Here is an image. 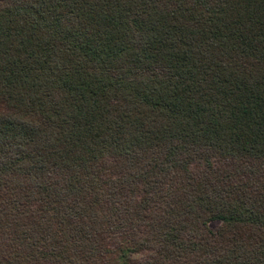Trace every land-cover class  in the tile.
<instances>
[{"label":"trees","instance_id":"trees-1","mask_svg":"<svg viewBox=\"0 0 264 264\" xmlns=\"http://www.w3.org/2000/svg\"><path fill=\"white\" fill-rule=\"evenodd\" d=\"M0 264H264V0H0Z\"/></svg>","mask_w":264,"mask_h":264}]
</instances>
